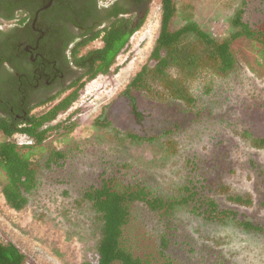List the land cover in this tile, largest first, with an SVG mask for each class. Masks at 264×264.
Returning <instances> with one entry per match:
<instances>
[{
  "label": "rangeland",
  "instance_id": "1",
  "mask_svg": "<svg viewBox=\"0 0 264 264\" xmlns=\"http://www.w3.org/2000/svg\"><path fill=\"white\" fill-rule=\"evenodd\" d=\"M175 6L171 29L192 19L220 39L232 32L230 19L244 6V19L264 30L261 0H175ZM160 11V0H151L110 72L84 80L76 99L50 122L65 121L67 126L50 129L36 157L43 160L51 149L62 150L64 157L61 164L38 169V185L27 205L15 211L0 192V240L14 243L25 254L24 264L96 260L92 214L77 199L84 187L100 182L103 171L140 181L163 197H178L181 186L195 183L241 219L264 225V144L253 143L264 138V43L239 37L231 43L236 58L232 71L220 75L204 67L187 79L196 103L191 109L168 95L153 100L134 93L144 117L137 122L119 93L148 61ZM170 73L176 75L175 69ZM127 132L154 139L131 141ZM14 139L28 141L21 134ZM228 194L249 195L251 203H233ZM168 224L172 228L164 259L158 243L167 227L142 203H134L128 244L147 256L149 264H264L263 233L243 230L229 220L206 221L183 206L174 210Z\"/></svg>",
  "mask_w": 264,
  "mask_h": 264
},
{
  "label": "trees",
  "instance_id": "2",
  "mask_svg": "<svg viewBox=\"0 0 264 264\" xmlns=\"http://www.w3.org/2000/svg\"><path fill=\"white\" fill-rule=\"evenodd\" d=\"M160 10L159 31L148 61L141 65L119 93L127 98L129 112L137 122H141L144 117L134 93L153 100H163L168 95L182 101L191 109L196 103L186 87L187 79L194 77L204 67H209L220 75L232 71L236 67V58L231 43L239 37L243 36L252 41L261 40L264 43V39H261L264 30L256 29L251 22L244 19V6L236 9L230 19L232 32L220 39L213 37L192 19L171 29L170 22L176 12L175 0H160ZM144 18L145 15L128 31H120L119 26L113 25L104 36V45L90 50L80 58L77 63L85 67L84 80L110 72L117 55L133 32L141 26ZM262 55L264 57V48ZM170 69H175L176 75L170 73ZM82 82L73 92L41 114H25V118L18 121L13 116L10 119L0 118V192L9 208L20 211L27 205L29 196L38 185V169L62 163L60 161L63 160L64 153L60 149H51L43 160L37 159L36 152L41 148L50 129L67 126L65 121L54 125H50V122L76 99ZM14 133L25 134L31 142L18 144L12 138ZM125 137L131 141L154 139V136L133 132L125 133ZM253 143L262 146L264 138L253 139ZM202 188L195 183L185 184L181 186L182 193L178 197H163L140 181H124L115 174L101 172L100 182L84 187L77 199L90 210L98 236L95 245L96 260H83L79 264L150 263L147 256L136 254L128 244L127 227L134 203H142L167 227V231L161 233L158 243V251L164 259V251L168 249L170 240L169 229L172 228L168 223H171L177 207L183 206L206 221L229 220L243 230L264 234V225L241 219L237 211L220 206L214 196L206 195L200 190ZM227 198L236 204L251 203L249 195L228 194ZM25 259V254L14 243L0 240V264H24Z\"/></svg>",
  "mask_w": 264,
  "mask_h": 264
},
{
  "label": "flooded vegetation",
  "instance_id": "3",
  "mask_svg": "<svg viewBox=\"0 0 264 264\" xmlns=\"http://www.w3.org/2000/svg\"><path fill=\"white\" fill-rule=\"evenodd\" d=\"M150 1L0 0V118L36 115L73 92L86 78L80 58L113 25L130 30Z\"/></svg>",
  "mask_w": 264,
  "mask_h": 264
},
{
  "label": "built area",
  "instance_id": "4",
  "mask_svg": "<svg viewBox=\"0 0 264 264\" xmlns=\"http://www.w3.org/2000/svg\"><path fill=\"white\" fill-rule=\"evenodd\" d=\"M16 134H20V133H14L13 135H12V138L14 139V136L16 135ZM21 135H24V136H26L25 134H21ZM27 137V136H26ZM28 138V137H27ZM15 140V139H14ZM16 141V140H15ZM17 142V141H16ZM31 141H30V139L28 138V141H26V142H24V143H21V142H17L18 144H25V143H30Z\"/></svg>",
  "mask_w": 264,
  "mask_h": 264
}]
</instances>
